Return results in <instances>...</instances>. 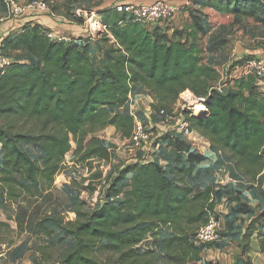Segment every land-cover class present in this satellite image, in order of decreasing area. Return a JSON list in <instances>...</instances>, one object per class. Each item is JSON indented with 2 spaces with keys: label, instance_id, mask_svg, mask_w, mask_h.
Instances as JSON below:
<instances>
[{
  "label": "trees",
  "instance_id": "1",
  "mask_svg": "<svg viewBox=\"0 0 264 264\" xmlns=\"http://www.w3.org/2000/svg\"><path fill=\"white\" fill-rule=\"evenodd\" d=\"M46 1L50 5L53 0ZM200 1L219 13L241 15L264 26V0ZM100 12L120 55L98 73L87 55L92 48L89 40L54 41L47 36V27L32 22L0 36L2 53L21 49L35 58L28 64L10 62L0 72V204L7 198L16 201L24 193L48 190L69 155L84 167L78 188L96 190L102 182L101 168L112 153L94 134L112 126L121 138L130 137L133 116L117 109L124 106L136 85L167 108L186 89L204 97L206 112L185 117L190 129L227 155L253 190L262 188L264 93L251 75L229 80L226 95L216 89L220 72L203 62L197 47L206 32L201 12L189 9V25L168 38L155 28L163 29L166 21L148 27L125 13ZM165 142L173 150L158 151L166 167L160 164V157L146 160V156L119 172L113 187L131 174L119 190V200H104L91 211L76 201L73 219H49L72 241L53 263L48 262L46 245H41L37 249L41 261L159 264L160 248L166 256L160 264H201L197 252L217 242L193 244L190 236L213 214L214 201L225 185L209 182L200 187V173L210 170L199 171L191 157L190 139L174 131ZM24 147L38 152V156H31ZM236 202L237 214L253 216L251 205L240 199ZM25 216V211H16L14 222L20 230ZM39 225L44 235L50 236L43 221ZM2 228L9 226L0 221ZM160 229L172 234L159 239Z\"/></svg>",
  "mask_w": 264,
  "mask_h": 264
},
{
  "label": "rangeland",
  "instance_id": "2",
  "mask_svg": "<svg viewBox=\"0 0 264 264\" xmlns=\"http://www.w3.org/2000/svg\"><path fill=\"white\" fill-rule=\"evenodd\" d=\"M17 1L24 2L25 0ZM114 2L113 0H53L50 3V8L55 14H61L70 19L75 9H93L99 14H101L100 11L105 10L114 12L112 9ZM5 9L4 0H0V17L4 16ZM188 16L189 9L188 6H185L176 13L174 18L166 21L167 25L162 27L164 30L155 27L156 31L159 30L157 32L160 35H165L168 38L172 33L180 32L189 25ZM208 17L209 20L204 19L203 21L206 29L205 35L197 41L199 54L204 60L208 56L212 57L210 60L212 66L220 72V80L216 87L228 86L230 85L229 80H232V72L239 65L238 57L242 58L245 55L241 54L239 47L248 49L253 45H264V26L241 15L219 13L215 10ZM18 29H20L19 26L10 25V22L4 19L0 24V36L10 31L13 33ZM166 30L168 33L165 32ZM66 36L71 37V41L73 39L83 41V43H86V40L90 41L92 48L88 50L87 55L93 62L94 70L97 73L112 65L120 55L116 51V45L113 44L109 33H104L100 38L91 40L85 36L78 38H74L70 34ZM255 36L256 39L252 40ZM212 43H216L215 47ZM224 49L227 55L219 56L218 51L223 52ZM3 54L9 63L16 61L28 64L30 61H35L34 57L21 49H8ZM161 108L169 109L159 104L148 90L136 85L128 93L124 106L117 110L134 115L137 124L141 125L150 135L147 141L143 142L139 149H135L124 138H121L112 126L94 134L100 143L109 148L112 153L110 161L103 164V168H101L102 173L106 176V183L102 185L100 191V199H103V203L104 200L108 202L121 198L119 190L122 191V185L128 183L131 174L125 175L124 180L114 187L112 183L127 165L138 163L147 156V159L152 160L155 157H160V164L163 167L167 166L158 151H169V153L173 151L165 141L170 134L176 131V126L175 122H167L165 119L153 115V112ZM180 112L181 110H179ZM160 142H163L162 145L158 144ZM191 142V157L196 161L200 168L199 171L210 170V174L215 175V179L210 180V185H225L220 190V198L214 201L212 209L213 214L220 222L217 243L208 244L197 252L201 264H264V204L262 202L264 185L262 188L256 187L253 190L240 173H235L233 167L228 163L227 155L219 152L203 138L196 136V139H191ZM163 145L165 146L163 147ZM24 150L33 157L38 156V152L31 148L24 147ZM1 154L0 148V158ZM172 154L171 156H173ZM171 156H169V162H171ZM83 168L73 155H69L48 190L34 195L24 193L16 201L7 198L4 203L0 204V221H4L9 226V228L0 229V239H4L0 242V264H45L41 261L42 254L37 251L43 244L46 245L45 254H50L48 262L53 263L58 260L59 252L69 246L72 240L71 237L62 235L61 230L53 226L49 219H73L76 201L83 203L85 211H91L96 207L79 197L78 182L81 179ZM236 192L241 195L237 196ZM238 199L254 208L253 216L250 217V213L241 215L235 212V207H238L236 206ZM16 211L17 213L26 212L22 221V230L14 222ZM41 221L44 223L43 226L51 231L50 236H46L42 232L39 225ZM171 234V231L167 229L158 231L159 239ZM157 252L160 255V264L166 256L160 248H157Z\"/></svg>",
  "mask_w": 264,
  "mask_h": 264
},
{
  "label": "built area",
  "instance_id": "3",
  "mask_svg": "<svg viewBox=\"0 0 264 264\" xmlns=\"http://www.w3.org/2000/svg\"><path fill=\"white\" fill-rule=\"evenodd\" d=\"M4 2L6 12L4 16L0 17V24L1 21L7 19L10 22V25L14 26L16 20H21L23 18L26 19L28 17L38 19L40 16H46L58 20L59 22H76L85 30L84 35L90 39H97L104 33H108L107 25L101 20L100 14L93 9H75L72 12L71 19H67L65 16L55 14L51 10L49 2L46 0H25L24 2H18L17 0H4ZM112 9L119 13H125L133 21L143 23L148 27L171 20L180 10L175 4L167 0H152L150 2L142 3L117 2L113 4ZM5 35L6 34H3L1 38L5 37ZM47 36L54 41L71 40V37L69 36L55 34L50 30L47 32ZM242 58L240 56L238 57V60H242L237 66L241 75H251L255 77L256 85L259 88L264 87V57L246 53ZM8 65L9 62L0 50V72H3ZM223 87L224 86H218L216 89L221 92ZM179 110H181L180 113ZM205 112V98L197 96L189 89H186L179 94L175 104L169 109H158L153 112V115L161 119L163 118L167 122H175V130L191 140L196 139V134L190 129L185 117L187 115L196 116ZM131 115L134 119V125L130 137L125 140L135 149H139L141 144L147 141L150 135L141 125L137 124L134 115ZM105 180L106 176L102 173L101 184L92 192L83 188H78L80 199L87 203L89 201L93 206H97L101 201L103 202V199H100V191L102 185L106 183ZM219 229V220L214 214H209L206 222L193 231L190 236V241L193 244H205L216 241Z\"/></svg>",
  "mask_w": 264,
  "mask_h": 264
},
{
  "label": "crops",
  "instance_id": "4",
  "mask_svg": "<svg viewBox=\"0 0 264 264\" xmlns=\"http://www.w3.org/2000/svg\"><path fill=\"white\" fill-rule=\"evenodd\" d=\"M108 1H110V0H108ZM113 1H115L114 3H117V2L142 3V2H150L152 0H144V1L143 0H113ZM171 2L173 4H175L179 9H182L185 6H188V9H195V10L200 11L201 12V18L203 21H204V19L209 20L208 16L210 15L211 12L214 11L213 9L202 5L200 0H192V1L191 0H172ZM58 15H61V14H58ZM62 16H64V15H62ZM188 19L190 21L189 16H188ZM24 22L41 23L45 27H47L50 31H53L55 34H61V33L66 34V35L70 34L74 38H76L78 36H85L84 35L85 30L81 26H79L76 22H74V23L73 22L68 23L67 21L66 22H59L58 20H55L53 18L51 19V18L46 17V16H40L38 19L28 17L24 20H16L15 26H17V27L21 26V25H23ZM163 28H164V25H163ZM167 32H168V30H167ZM254 39H256V36L252 38V40H254ZM215 44L216 43H212V45L214 47H215ZM239 48H240L242 55H244L246 53H251V54H255L256 56L264 57V45L263 44L253 45L251 48H248V49L247 48H241V46ZM224 51H225V49L223 50V52H221L219 50L218 51L219 56H221V57L226 56L227 53H226V51L225 52ZM211 59H212V57L208 56V58L206 60L203 59V62L212 66V61H210ZM240 76H242V75L239 72V69L237 67H235V70L232 72V79L238 78ZM259 91L264 93V87L259 88ZM147 158H146V160H148ZM228 163L233 167V169L235 170V173H237L238 171H236V169L234 168L232 161L229 160ZM214 173H216V171H214ZM209 174L210 173L206 174V172H204V171H202L200 173L199 179L197 181V183L200 184V187L204 186V185H208L210 180H212V178L215 179V175H209Z\"/></svg>",
  "mask_w": 264,
  "mask_h": 264
},
{
  "label": "water",
  "instance_id": "5",
  "mask_svg": "<svg viewBox=\"0 0 264 264\" xmlns=\"http://www.w3.org/2000/svg\"><path fill=\"white\" fill-rule=\"evenodd\" d=\"M227 92H228V88L226 86H224L223 89H222V91H221L222 95H226ZM100 204L102 205L103 202H101Z\"/></svg>",
  "mask_w": 264,
  "mask_h": 264
}]
</instances>
